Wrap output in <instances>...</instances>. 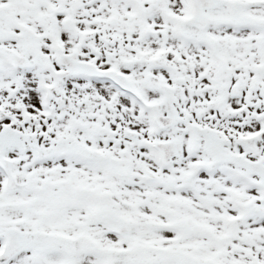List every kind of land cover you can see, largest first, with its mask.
Listing matches in <instances>:
<instances>
[{
    "label": "snow or ice",
    "instance_id": "1",
    "mask_svg": "<svg viewBox=\"0 0 264 264\" xmlns=\"http://www.w3.org/2000/svg\"><path fill=\"white\" fill-rule=\"evenodd\" d=\"M0 264H264V0H0Z\"/></svg>",
    "mask_w": 264,
    "mask_h": 264
}]
</instances>
